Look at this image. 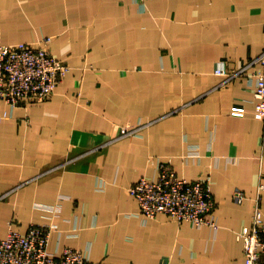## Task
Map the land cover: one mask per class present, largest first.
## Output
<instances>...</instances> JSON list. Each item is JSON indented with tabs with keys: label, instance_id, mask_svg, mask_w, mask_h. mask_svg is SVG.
<instances>
[{
	"label": "crops",
	"instance_id": "obj_1",
	"mask_svg": "<svg viewBox=\"0 0 264 264\" xmlns=\"http://www.w3.org/2000/svg\"><path fill=\"white\" fill-rule=\"evenodd\" d=\"M46 36L71 69L45 101L0 99V235L46 225L51 252L92 264H245L239 233L258 198L264 213V0H0L2 43ZM161 163L210 181L216 225L141 214L130 187Z\"/></svg>",
	"mask_w": 264,
	"mask_h": 264
},
{
	"label": "built area",
	"instance_id": "obj_2",
	"mask_svg": "<svg viewBox=\"0 0 264 264\" xmlns=\"http://www.w3.org/2000/svg\"><path fill=\"white\" fill-rule=\"evenodd\" d=\"M51 41L52 36L37 42L5 44L0 41V99L18 106L42 102L54 94L71 67L52 52ZM257 60L261 67L253 75L256 110L264 119V50ZM217 72L226 73L224 68H218ZM3 119L0 116V122ZM132 131L123 128L121 134ZM130 192L145 217L166 213L178 222L216 225L213 217L216 203L210 181L189 180L169 164H160L156 178L140 177ZM234 196L238 202L246 197L240 189ZM51 230L49 226L33 223L26 232L11 228L6 236L0 235V264H92L85 251L74 247L67 246L60 254L51 252ZM239 236L243 241L245 264H264V213L260 198L256 200L250 225L244 226Z\"/></svg>",
	"mask_w": 264,
	"mask_h": 264
}]
</instances>
